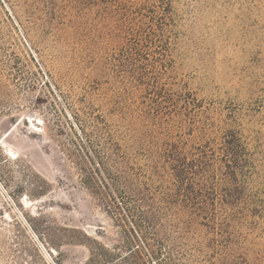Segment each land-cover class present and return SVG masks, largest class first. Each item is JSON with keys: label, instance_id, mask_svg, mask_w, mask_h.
Wrapping results in <instances>:
<instances>
[{"label": "rangeland", "instance_id": "rangeland-1", "mask_svg": "<svg viewBox=\"0 0 264 264\" xmlns=\"http://www.w3.org/2000/svg\"><path fill=\"white\" fill-rule=\"evenodd\" d=\"M176 149L204 213L166 197ZM135 188L173 264H264V0H0V264H162Z\"/></svg>", "mask_w": 264, "mask_h": 264}, {"label": "trees", "instance_id": "trees-1", "mask_svg": "<svg viewBox=\"0 0 264 264\" xmlns=\"http://www.w3.org/2000/svg\"><path fill=\"white\" fill-rule=\"evenodd\" d=\"M227 144H228V154H229L228 157L231 160L226 162V166L229 169L230 178L233 181L235 177L234 168L237 165L236 155H237V151L240 148L239 139L234 133L232 134ZM167 158L169 160V164L166 166V169H168L169 171L167 174L169 180H168V187H166V189L167 192H172V193L166 194V197L176 198L178 196H181L184 199L183 201H187L184 203L188 204V206L193 205V208L196 211L204 213L205 209L207 208L205 205H203L205 203V200H207L208 205H210V182H208L207 184L208 180H206L205 176H203V172H200L199 174L197 168H199L200 165L209 168L208 161H204V158L203 159L200 158L198 160L195 159L188 160L187 154L177 149L174 150V152H172V156L168 155ZM197 163L199 166L195 165ZM97 165L98 168L100 169L102 168L103 171L106 172L108 171L105 163L102 164L98 163ZM193 170L196 171V173L200 175V179L201 178L202 179L199 180L198 186L196 188H191L192 191L187 192L189 185L188 184L189 176L192 174L197 175L195 174V172H192ZM207 175H209L208 177L210 178V173ZM133 193H134L133 197L131 198L134 199L132 200L133 205L140 212L142 221L146 223V228H144V230L138 228L140 230V233H144V240L142 241V243L144 244L145 251L148 253L149 255L148 257L150 258V260L157 261L160 258L159 253L155 251L153 246L150 244L149 242L150 239L148 238V235L155 234L156 232H165V227L162 223V219L164 215L163 208L155 204L154 198L152 197L153 194H149L148 192L144 198V194H141L140 190L137 188L133 190ZM122 199L124 198L122 197ZM168 238H169L168 234L165 232L164 239L166 241L164 240V244L166 243L165 244L166 248L164 246V251L166 252L164 255L166 257V260H164L162 264L175 263L171 257V252H172L171 247L167 246ZM142 256L143 253L141 251L132 250L130 251L129 259L134 261L137 260V262H134V264H157L153 262L152 263L140 262L139 260L143 259Z\"/></svg>", "mask_w": 264, "mask_h": 264}]
</instances>
